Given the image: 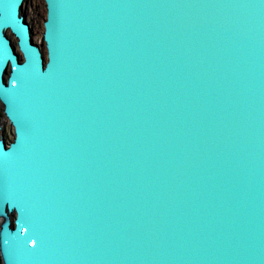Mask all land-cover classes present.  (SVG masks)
Wrapping results in <instances>:
<instances>
[{
    "label": "water",
    "instance_id": "1",
    "mask_svg": "<svg viewBox=\"0 0 264 264\" xmlns=\"http://www.w3.org/2000/svg\"><path fill=\"white\" fill-rule=\"evenodd\" d=\"M23 2L1 263L264 264V0H43L45 54Z\"/></svg>",
    "mask_w": 264,
    "mask_h": 264
},
{
    "label": "rangeland",
    "instance_id": "2",
    "mask_svg": "<svg viewBox=\"0 0 264 264\" xmlns=\"http://www.w3.org/2000/svg\"><path fill=\"white\" fill-rule=\"evenodd\" d=\"M22 14L24 15L25 20L31 29L32 41L35 44H37L42 50L43 54H45V48L42 42V33H43V22L46 17V10L43 0H24L22 6ZM7 36L11 40L16 53L19 54L16 45V39L9 32H7ZM0 125H2L0 133L5 143L9 144L13 139V129L3 115V108L1 104H0ZM0 264H2L1 261Z\"/></svg>",
    "mask_w": 264,
    "mask_h": 264
},
{
    "label": "bare ground",
    "instance_id": "3",
    "mask_svg": "<svg viewBox=\"0 0 264 264\" xmlns=\"http://www.w3.org/2000/svg\"><path fill=\"white\" fill-rule=\"evenodd\" d=\"M2 125H0L1 127ZM1 132V131H0ZM0 220L2 223H7L9 221V216L8 215H0ZM7 221V222H6Z\"/></svg>",
    "mask_w": 264,
    "mask_h": 264
}]
</instances>
